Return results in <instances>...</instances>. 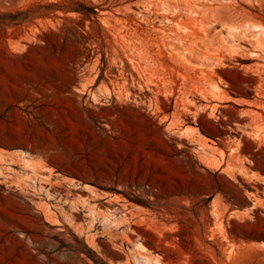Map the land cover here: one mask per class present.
<instances>
[{
  "label": "rangeland",
  "instance_id": "rangeland-1",
  "mask_svg": "<svg viewBox=\"0 0 264 264\" xmlns=\"http://www.w3.org/2000/svg\"><path fill=\"white\" fill-rule=\"evenodd\" d=\"M199 2L264 26V0H0V264H264L259 61L198 89L143 18Z\"/></svg>",
  "mask_w": 264,
  "mask_h": 264
},
{
  "label": "bare ground",
  "instance_id": "bare-ground-1",
  "mask_svg": "<svg viewBox=\"0 0 264 264\" xmlns=\"http://www.w3.org/2000/svg\"><path fill=\"white\" fill-rule=\"evenodd\" d=\"M155 10V15L148 13L143 18L150 23L159 21V26L155 27L158 46L165 48L180 68L190 73L189 76H192V79L197 82V86L203 81L205 84V82L213 80L218 69L227 65L228 57L231 59L230 55L235 54L236 51H241L240 60L259 61L256 64L243 67L264 76V26L257 22L247 23L240 28L228 26L226 21L231 15L237 14L239 11L237 6L200 2L161 3L156 6ZM218 26L226 29V34H223V29L218 30ZM136 49V45L131 48V50ZM224 52H228V54H224ZM236 53L239 54V52ZM190 77L188 79H191ZM192 86L194 87V85ZM201 87L200 84L198 89ZM185 93L182 95L187 98ZM189 93L191 94V92ZM205 93L207 94V92ZM203 95L204 93L201 94V96ZM186 98L185 100H187ZM187 110H192L190 105L187 106ZM145 263L151 264L152 262L145 258Z\"/></svg>",
  "mask_w": 264,
  "mask_h": 264
}]
</instances>
